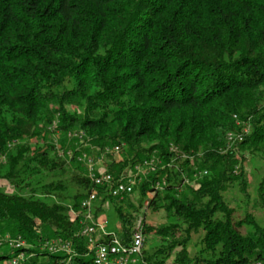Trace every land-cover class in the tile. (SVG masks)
Instances as JSON below:
<instances>
[{"label":"trees","instance_id":"trees-1","mask_svg":"<svg viewBox=\"0 0 264 264\" xmlns=\"http://www.w3.org/2000/svg\"><path fill=\"white\" fill-rule=\"evenodd\" d=\"M57 133L62 156L48 142ZM228 133L242 136L231 149ZM115 147L126 154L104 168L115 181L144 161L154 170L122 200L99 189L94 221L110 205L120 224L103 242H131L149 195L167 224L142 228L141 264H264V224L223 195L237 184L247 197L244 152L264 158V0H0V180L58 177L42 188L58 193L50 203L0 190V263L93 264L79 159Z\"/></svg>","mask_w":264,"mask_h":264},{"label":"rangeland","instance_id":"rangeland-1","mask_svg":"<svg viewBox=\"0 0 264 264\" xmlns=\"http://www.w3.org/2000/svg\"><path fill=\"white\" fill-rule=\"evenodd\" d=\"M235 125L240 129L241 131V135H243L244 133H246L244 130V126L241 125V121L235 122ZM229 134V133H228ZM226 135V144L228 146V148H230L231 143L228 142L227 140V136ZM235 134V133H233ZM62 137L61 134H55V135H50L48 136V142L52 143L55 147V151L56 149L58 150L59 147V141L58 138ZM68 141L65 143L66 145L71 144L72 145V141L75 139L78 140L79 142H75L73 143L72 147L75 148L78 144L81 143L82 138H79V135L75 136L74 134H69L66 136ZM32 143L35 142V140L31 141ZM58 142V143H57ZM173 147V146H171ZM231 149V148H230ZM233 149V148H232ZM229 150V149H227ZM58 156H62V152L60 150H58ZM125 151H121L120 153H114L112 155H109L107 157V154H103V153H99L96 150H93V152L88 155V157H90L94 162L97 169H104L106 165H109V163L111 161H114V159L116 161H119L121 159L124 160V157L126 154H124ZM109 154V153H108ZM68 157H70V153L67 154ZM193 160V159H192ZM245 160V161H244ZM151 163H156L151 162ZM152 165V164H151ZM242 173L244 176V179L246 181V193H247V197H245L243 194H241L239 192V186L237 184L233 185L231 188H228L224 193V198L226 199V201L228 202V204L233 207L236 211V217L241 218L243 217L245 214L249 213L254 220H256L258 223H260L261 225L264 224V212L263 210L259 207L258 205V187L259 184L262 182L263 183V187H264V158L257 154L254 153L253 155H251L250 153L244 152V158H243V163L241 164L240 167H242ZM154 168L151 166V169L146 171L144 170V172L142 173V176L140 177L141 181L143 182L144 179H146L152 172H153ZM206 175V172L203 171L201 173H195L194 174V178L196 180L199 181V179L203 176ZM200 177V178H199ZM58 177L53 174V173H48L45 174L43 177H34L29 181V186L27 187H22V189H14L13 187H10V185L6 182V181H2L0 180V190L6 192V193H19L21 195H29L31 192L30 191H35V194L40 197L42 200L47 201L48 203L51 202V199L55 198L56 195H58V193H50V192H45L44 190H42V188L52 182H56L58 179ZM66 178H63V181H65ZM195 181V180H193ZM161 182V181H160ZM141 183L138 182L136 184V186ZM187 185H193L192 183H190V180L187 178L185 179L184 182V187H186ZM183 190V188H182ZM182 190L178 191V194H181ZM73 189H68L65 192V195H71L73 193ZM134 197L131 198V202L136 203V194L133 195ZM46 197H49L48 199ZM151 196L147 195L146 196V202H144L143 206L144 208L141 209V211L139 212V214L137 215V217L142 218L144 215V224H141L140 220L133 222L132 224V228H138L141 227L143 229H146V227H152L153 229L156 227H159L161 225H165L167 224V214L166 212L162 209V208H157L154 207L153 205H151L149 203V199ZM66 203H69V200L65 201ZM147 203V205H146ZM71 215V214H70ZM92 215H93V210H92ZM72 216V215H71ZM73 217V216H72ZM92 221H94V218L92 219ZM98 221H100L101 226L106 230V231H117L120 224L118 222V220L114 217V213H113V208L109 205V207L106 209L105 212H103V214L99 217V219L97 221H94L96 223H98ZM99 224V223H98ZM245 230L242 231V233H244ZM151 236V241H148L145 249H147L149 247V244H153V245H157V243H155V236H153L152 234H150ZM189 252H191V249L189 250ZM2 253V251L0 250V254Z\"/></svg>","mask_w":264,"mask_h":264},{"label":"built area","instance_id":"built-area-1","mask_svg":"<svg viewBox=\"0 0 264 264\" xmlns=\"http://www.w3.org/2000/svg\"><path fill=\"white\" fill-rule=\"evenodd\" d=\"M235 121L237 118L234 117ZM229 143L242 141V136L239 134L229 133L227 136ZM120 147L113 149L114 153H119ZM87 168V176L90 179L93 189L84 199L80 206L85 211L86 224L82 225L81 235L85 237L88 245L93 250V264H141V255L144 248V235L142 228L138 227L134 230L131 242L128 245H123L119 240L112 235L108 242H103V238L107 236V231L98 223L92 221V206L98 199L99 189H106L108 194L115 199L122 200L124 197L132 194L134 187L141 181L140 177L144 170L148 169L149 162L144 161L142 165L134 167L132 171L124 173L122 179L114 180L113 176L104 169L95 168V162L83 154L79 159ZM164 182L156 183L155 187L161 189ZM147 205V203H146ZM102 239V240H101ZM51 244L60 246L63 251H69V243H63L60 240L54 241ZM23 245V242L11 241L9 246ZM24 260L22 253L8 260L5 264H21ZM2 264V263H0ZM252 264H262L254 262Z\"/></svg>","mask_w":264,"mask_h":264},{"label":"crops","instance_id":"crops-1","mask_svg":"<svg viewBox=\"0 0 264 264\" xmlns=\"http://www.w3.org/2000/svg\"><path fill=\"white\" fill-rule=\"evenodd\" d=\"M98 223L101 225L100 221H98Z\"/></svg>","mask_w":264,"mask_h":264}]
</instances>
